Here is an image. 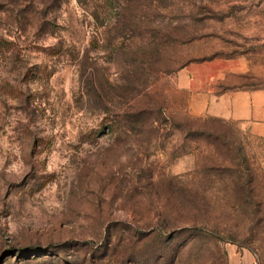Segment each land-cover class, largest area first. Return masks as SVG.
I'll use <instances>...</instances> for the list:
<instances>
[{"label":"rangeland","instance_id":"obj_1","mask_svg":"<svg viewBox=\"0 0 264 264\" xmlns=\"http://www.w3.org/2000/svg\"><path fill=\"white\" fill-rule=\"evenodd\" d=\"M228 59L264 0H0V264H264V139L178 79Z\"/></svg>","mask_w":264,"mask_h":264},{"label":"crops","instance_id":"obj_2","mask_svg":"<svg viewBox=\"0 0 264 264\" xmlns=\"http://www.w3.org/2000/svg\"><path fill=\"white\" fill-rule=\"evenodd\" d=\"M245 70L241 59L207 61L183 68L178 79L182 88L191 91L190 110L194 115L237 122L250 134L264 139V87L216 90L227 71Z\"/></svg>","mask_w":264,"mask_h":264},{"label":"trees","instance_id":"obj_3","mask_svg":"<svg viewBox=\"0 0 264 264\" xmlns=\"http://www.w3.org/2000/svg\"><path fill=\"white\" fill-rule=\"evenodd\" d=\"M185 64H186V63H184V62H183V63H182V66H183V65H185ZM138 120H139V119H137V121H136V122H138Z\"/></svg>","mask_w":264,"mask_h":264}]
</instances>
